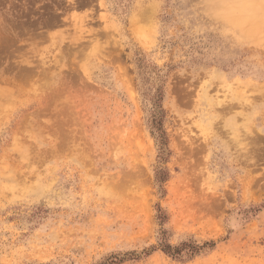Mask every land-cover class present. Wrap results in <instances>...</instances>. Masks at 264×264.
I'll return each mask as SVG.
<instances>
[{
    "label": "rangeland",
    "instance_id": "obj_1",
    "mask_svg": "<svg viewBox=\"0 0 264 264\" xmlns=\"http://www.w3.org/2000/svg\"><path fill=\"white\" fill-rule=\"evenodd\" d=\"M213 1L0 0V264H264V0Z\"/></svg>",
    "mask_w": 264,
    "mask_h": 264
},
{
    "label": "trees",
    "instance_id": "obj_2",
    "mask_svg": "<svg viewBox=\"0 0 264 264\" xmlns=\"http://www.w3.org/2000/svg\"><path fill=\"white\" fill-rule=\"evenodd\" d=\"M157 98L154 101V107L152 110V125L153 127L156 129V131L160 134H158V137L161 138L160 142L164 143L165 140V136H164V132L161 129V113L163 111V109L160 107V102L162 100L161 97V93H159L157 96ZM159 248L161 250H163L165 253L173 256V257H181L183 255V248L184 246H186V244H183L181 246H173L170 242H168L164 237L161 236L160 240H159ZM192 247V250L195 252V250L197 251L198 249L201 248V246L197 245V244H192L190 245ZM155 249V246L152 247V250ZM113 263H117V262H113Z\"/></svg>",
    "mask_w": 264,
    "mask_h": 264
},
{
    "label": "bare ground",
    "instance_id": "obj_3",
    "mask_svg": "<svg viewBox=\"0 0 264 264\" xmlns=\"http://www.w3.org/2000/svg\"><path fill=\"white\" fill-rule=\"evenodd\" d=\"M212 1H213V0H212ZM246 1H247V0H246ZM250 1H251V0H250ZM216 2H217V5L220 3L219 7L222 6V5H227V6H228V5H230V4L232 3L233 5L235 4L236 6H238V8H239L241 11H244V12L247 11V6H245V3H241V4H240L239 1H238V3H237V2L235 3L234 0H232V1H229V0H228V1H227V0H221V1H216ZM241 2H242V1H241ZM213 3L215 4V0L213 1ZM227 3H229V4H227ZM215 7H216V6H215ZM215 7H213V8H215ZM250 7H251V9H252V8H253V4L250 3ZM216 8H217V7H216ZM263 9H264V8H263ZM237 10H238V9H237ZM244 12H243V13H244ZM232 15H233V13H232ZM239 15H240V14H239ZM237 16H238V14H237ZM229 19H232V20H233V19H236V20H237L238 18H237V17H232V16L229 15ZM238 20H239V19H238Z\"/></svg>",
    "mask_w": 264,
    "mask_h": 264
}]
</instances>
